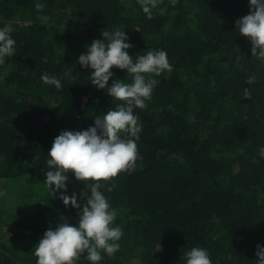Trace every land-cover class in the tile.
<instances>
[{"label":"trees","instance_id":"1","mask_svg":"<svg viewBox=\"0 0 264 264\" xmlns=\"http://www.w3.org/2000/svg\"><path fill=\"white\" fill-rule=\"evenodd\" d=\"M249 3L159 0L148 19L138 0H0V26L11 24L16 40L0 64V180L28 177L44 193L33 216L0 224V264H36L44 233L63 219L78 222L86 183L69 172L66 194L76 193L81 209L66 207L64 189L53 197L44 182L47 155L62 131L87 130L122 103L78 62L117 28L127 32L133 59L162 49L172 70L154 77L151 99L134 109L142 126L135 165L101 181L124 233L101 264H185L194 246L207 249L212 264H256L264 245V59L252 57L250 38L236 29ZM112 71L109 84L132 82L127 70Z\"/></svg>","mask_w":264,"mask_h":264},{"label":"clouds","instance_id":"2","mask_svg":"<svg viewBox=\"0 0 264 264\" xmlns=\"http://www.w3.org/2000/svg\"><path fill=\"white\" fill-rule=\"evenodd\" d=\"M142 11L148 19L152 18L153 9L159 0H138ZM37 10L43 5L37 3ZM250 14L237 20L236 29L239 34L249 37L252 57L264 59V0H250ZM166 8L160 9L164 14ZM48 17H42L46 21ZM11 24L0 26V64L6 57L16 52V40ZM104 39L93 40L86 46L87 52L81 54L78 62L84 68H91V83L98 89H108V94L115 100L122 101L114 109L102 116L94 118V126L83 131H62L54 139L46 161L48 171L45 183L54 189L53 197L61 189L59 198L64 205L81 209L78 196L67 195L69 172L75 178L86 183V191L79 198L87 197V203L78 212V222L72 225L67 219L57 227L47 230L34 247L36 264H78L83 257L90 264H101L105 255L114 256L120 249L119 241L123 237V229L115 224L117 210L112 207L109 198L102 189L101 181H108L121 172L129 171L139 158L137 140L142 126L134 109L146 107L151 99L158 81L154 78L172 66L168 54L164 50H148L145 55L133 56L129 49L133 45L128 42L125 30L117 28L111 32L103 31ZM243 59L238 56L237 60ZM113 67L127 70L132 76L131 83L123 80H112ZM41 79L48 85L61 87V80L55 76L43 75ZM250 76L248 84L256 81ZM126 134V135H123ZM259 155L264 158V147ZM3 193H0L2 195ZM256 264H264V245H257ZM185 264H212L207 249L194 246L183 253Z\"/></svg>","mask_w":264,"mask_h":264},{"label":"rangeland","instance_id":"3","mask_svg":"<svg viewBox=\"0 0 264 264\" xmlns=\"http://www.w3.org/2000/svg\"><path fill=\"white\" fill-rule=\"evenodd\" d=\"M28 177L6 181L0 180V224L8 225L18 220H23L26 216H33L37 206L41 203L44 196L41 186H30L25 181ZM7 234L10 230L4 228ZM12 231V230H11ZM162 248L158 249L161 252Z\"/></svg>","mask_w":264,"mask_h":264}]
</instances>
